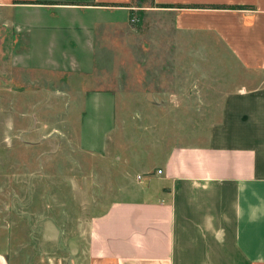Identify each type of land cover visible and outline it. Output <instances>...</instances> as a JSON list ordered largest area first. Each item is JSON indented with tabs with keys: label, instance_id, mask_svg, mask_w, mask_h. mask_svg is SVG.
Listing matches in <instances>:
<instances>
[{
	"label": "rangeland",
	"instance_id": "obj_1",
	"mask_svg": "<svg viewBox=\"0 0 264 264\" xmlns=\"http://www.w3.org/2000/svg\"><path fill=\"white\" fill-rule=\"evenodd\" d=\"M39 1L96 7L82 20L99 26L77 67L90 75L72 92L45 69L51 36L37 33L28 59L25 13L11 27L0 14V253L70 264L92 219L136 199L173 148L203 143L225 94L250 77L216 21L160 8L175 5Z\"/></svg>",
	"mask_w": 264,
	"mask_h": 264
},
{
	"label": "crops",
	"instance_id": "obj_2",
	"mask_svg": "<svg viewBox=\"0 0 264 264\" xmlns=\"http://www.w3.org/2000/svg\"><path fill=\"white\" fill-rule=\"evenodd\" d=\"M40 3L0 0V14H10L11 27L25 13L28 59H35L37 33L51 36L54 64L45 69L73 92L90 75L77 67L82 55L89 60V29L99 26L84 24L82 15L96 7ZM157 3L200 15L203 24L216 21L250 83L225 94L221 119L203 143L173 148L163 173L149 176L136 199L114 202L92 219L87 247L70 264H264V0ZM0 264H10L3 253ZM55 264L69 263L61 257Z\"/></svg>",
	"mask_w": 264,
	"mask_h": 264
},
{
	"label": "trees",
	"instance_id": "obj_3",
	"mask_svg": "<svg viewBox=\"0 0 264 264\" xmlns=\"http://www.w3.org/2000/svg\"><path fill=\"white\" fill-rule=\"evenodd\" d=\"M40 4L48 5L49 3H40ZM52 4H54V3H52ZM100 6H103V5H100ZM164 8H170V7L164 6Z\"/></svg>",
	"mask_w": 264,
	"mask_h": 264
},
{
	"label": "built area",
	"instance_id": "obj_4",
	"mask_svg": "<svg viewBox=\"0 0 264 264\" xmlns=\"http://www.w3.org/2000/svg\"><path fill=\"white\" fill-rule=\"evenodd\" d=\"M162 173H163V171H161V170L158 171V174H162Z\"/></svg>",
	"mask_w": 264,
	"mask_h": 264
}]
</instances>
